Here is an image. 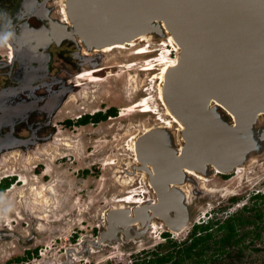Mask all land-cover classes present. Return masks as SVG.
<instances>
[{"label":"rangeland","instance_id":"1","mask_svg":"<svg viewBox=\"0 0 264 264\" xmlns=\"http://www.w3.org/2000/svg\"><path fill=\"white\" fill-rule=\"evenodd\" d=\"M62 2L52 0L50 7L58 10ZM163 39L164 36L151 37L150 49L162 50L144 55L131 54L137 46L90 53L92 63L83 64L81 71L93 64L108 67L101 72L102 77L108 69L117 74L101 82L82 80L86 85H78L69 93L53 118L56 132L52 140L28 149L7 151L0 158V179L4 175L17 174L16 180L20 177L22 183L24 177L29 183L26 186L14 181L11 185L16 186L0 190V264H21L20 261L26 260L27 264H130L129 259L135 256L140 264H144V251L154 250L155 244L162 241L158 233L167 229L153 222L152 226L154 223L159 225L138 237L123 238L112 244L104 242L99 246L89 242L95 240L105 226L108 210L135 205L121 204L116 199L131 190L141 199L151 197L145 173L135 168L139 162L135 151L130 149L132 136L145 132L147 128L164 126L171 134L174 148H181L184 142L179 122L168 114V107L160 96L159 78L153 79L160 71L159 67L151 73L139 69L149 63L144 61L146 57L153 58L164 50L167 59L176 58L178 51L171 43L159 45ZM141 44L143 42L138 46ZM133 62L136 65L133 66ZM122 63L127 66L117 67ZM128 67L134 68L127 70ZM147 87L151 88L149 91L157 113L135 111L121 116L122 112L128 111V105L149 92L145 90ZM112 106L117 109L116 116L93 124L77 125L74 122L80 114L105 111ZM67 119L73 120L72 124H65ZM255 158L245 162L241 173L230 172L227 179L210 173L200 184L194 177L185 180L183 188L188 196L185 204L189 219L183 231L174 234L178 240L185 238L191 225L199 218H205L203 214L212 208L224 207V217L225 213L239 208L242 202L252 205L248 199L250 194L264 192V145ZM106 162L113 164L105 165ZM47 168L49 174H46ZM234 194L238 201L231 203L228 198ZM257 206L261 219L254 232L244 234L253 228L252 225L241 227L237 235L240 239L234 244L236 247L225 246L220 254L212 248L219 244L211 242L205 264H264V199L259 200ZM243 214L245 218H251L253 212ZM256 232L259 237L255 236ZM219 234L216 233L214 238L218 239ZM19 236H24V240L21 241ZM181 264L196 263L186 260Z\"/></svg>","mask_w":264,"mask_h":264},{"label":"water","instance_id":"2","mask_svg":"<svg viewBox=\"0 0 264 264\" xmlns=\"http://www.w3.org/2000/svg\"><path fill=\"white\" fill-rule=\"evenodd\" d=\"M63 1L68 22L57 27V35L75 44L82 64L93 59L82 49L92 53L140 35L170 33L179 46L162 94L184 126V142L174 148L162 126L137 136L135 168L145 173L152 200L108 210L105 226L89 242L99 246L138 237L153 221L181 231L189 219L179 188L192 177L186 170L228 174L254 160L264 145V0ZM117 213L125 215L116 223Z\"/></svg>","mask_w":264,"mask_h":264},{"label":"flooded vegetation","instance_id":"3","mask_svg":"<svg viewBox=\"0 0 264 264\" xmlns=\"http://www.w3.org/2000/svg\"><path fill=\"white\" fill-rule=\"evenodd\" d=\"M51 1L0 0V38L8 43L0 39V50H4L3 53L0 52V157L13 149H28L29 146H37L41 142L52 140L56 132L53 118L69 93L79 87H73L72 83L74 76L81 72L83 64L76 57L75 44L65 37H58L56 29L64 22L59 13L60 9L54 10L50 7ZM98 111L101 110L88 114L94 115ZM84 114H80L79 117ZM79 117H76L74 122ZM15 175L17 176V174L1 176L0 182L7 178L20 183V177L16 180ZM217 175L229 178V173L223 176L219 172ZM13 184H10V188ZM248 199L252 205L249 206L246 201L242 202L238 205L239 208L225 213L224 217L222 216L224 207L212 208L210 212L203 214L205 218H199L191 225L187 236L181 240L174 235L179 233L161 230L158 236L162 241L155 245H167L169 241L177 244L189 243L191 239L189 234L195 224H207L210 221L215 228L231 217L245 215L244 212L250 211L253 215L246 218L248 221L245 225H252L253 228L244 231V234L254 232L258 220L261 219L257 204L259 200L264 199V192H254ZM228 200L235 203L238 198L234 194ZM255 236L259 237V233L256 232ZM19 239L23 241L24 236H19ZM230 245L235 246L233 243L227 244L226 247ZM146 257L150 262L151 253ZM133 260L135 262L139 259L137 256L133 259L131 257L129 263L135 264Z\"/></svg>","mask_w":264,"mask_h":264},{"label":"bare ground","instance_id":"4","mask_svg":"<svg viewBox=\"0 0 264 264\" xmlns=\"http://www.w3.org/2000/svg\"><path fill=\"white\" fill-rule=\"evenodd\" d=\"M59 13H61L62 22H68L67 13H66V7H65V4H64V1L61 4ZM150 39H151V36L150 35H140L138 38H136L135 40L130 41L129 43L120 44V45H116V46H110V47H106V48H103V49H100V50H93L92 53H96V52L106 53V52L112 51V49H114V48H119V47L120 48H126V47H135V46H137L136 51L131 52V54H143L144 55L146 53H153V52H158V51L162 50V48L150 49V43H149ZM163 40L164 41L161 44H159V45H163L164 46V44H167L169 42V43H171V46H173L179 52V46H178L177 42L175 41V39L172 37V35L170 33H167L166 38H164ZM139 42H143V44H141V45L138 46V43ZM167 49H169V47ZM81 54L83 56H90L89 55L90 53L87 52L85 49H82V53ZM165 59H166V61L164 62ZM177 60H178V55L176 56V58L167 59V54H165V50H164L163 52L157 54V56H155L153 58H152V56L146 57V59L144 61L145 62H149V63L148 64L145 63V64H147L146 67L139 68L140 71H142V72L144 71L146 73H149V72L151 73L152 70L157 69V67H159V70L160 71L157 73V75H155V77H153V79L154 78H159V81H160V83H159L160 96L163 99L164 104H165V101H164L163 94H162V91H163L162 90V88H163L162 84H163V80H164V74L166 73V71L169 68L173 67L176 64ZM134 65H136L135 62H133V66ZM126 66H127V63H124V64L122 63L119 66L117 65V67H126ZM107 68L108 67H106V66H100V67L99 66H92L89 69H84L83 71H81L80 73H78L77 75L74 76L73 83H72L73 87L83 84V81L82 80L90 79V81H92L93 83L94 82H101V81H104L108 76L117 74V73H114L112 71H108L109 70L108 69L107 72H105V75L102 77L101 72L102 71H105V69H107ZM133 68L134 67H128L127 70H132ZM145 90L149 91V90H151V88L150 87H147ZM64 102L62 103V105L64 104ZM62 105H61V107H62ZM127 109H128V111L127 112H122L121 113V116L129 115L131 112L133 113L135 111H141L142 113H149V112H153V113L155 112V113H157V111H156L157 108L154 105V102H153V99H152V95H151V91H149L142 98H140V99L136 100L135 102H133L132 104L128 105V108ZM60 110H58V111H60ZM167 111H168V114H171L172 116H174L173 113L169 110V108H168ZM175 121L179 122V120H177L176 118H175ZM179 124L181 126L180 128L183 129L184 128L183 124L181 122H179ZM169 125H170V123H169ZM162 127H164V126H162ZM150 129L151 128H147L146 131L147 130H150ZM137 136L138 135H133L132 136V139H131L132 144L130 146V149L133 150V151H135V139L137 138ZM13 150H15V149H13ZM2 156L3 155H1V157ZM109 164H113V163L106 162L105 165H109ZM241 166L242 167L238 166L234 170V172L235 173H239V172L241 173V171L243 170V167H245V164H243ZM49 171H50L49 168H47L46 169V174H49ZM186 173H187V175H190V176L194 177L197 181L199 180L198 183L200 181L202 182V181L207 180L206 179V176L203 175V174L195 173V172H193L191 170H186ZM213 173L214 174L215 173L217 174V173H219V171L218 170H214ZM23 180H24V185H26V186L29 185L28 179H26V178L23 177ZM14 186H16V185H14ZM14 186H12V187H14ZM183 187H184V184H182L179 188L184 193L185 199H188L187 193H186V191L184 190ZM145 194H146L145 197L147 198V192L146 191H145ZM138 197L139 196L136 194V192L134 190H131V191H129V193H127V195L122 196V197H119L118 199H116V201L117 202H120L121 204H124L125 202H127L126 204H135L137 206H140L144 202H146L148 200H152V198L150 196H148V197H150V199L149 198L148 199H141L140 197H139L140 199H136ZM128 207H130V206H128ZM118 209H125V208L119 207ZM141 214H142V217H143L144 216L143 213H141ZM124 215L125 214L117 213L116 215H114V217H115L114 218V221L116 223L117 222H120V221H123L124 220V218H123ZM152 223H151L148 231L151 230V229H153L157 225H159L157 223H154L153 226H152ZM173 232H176L177 233V232H180V231H173ZM87 241H89V239Z\"/></svg>","mask_w":264,"mask_h":264},{"label":"trees","instance_id":"5","mask_svg":"<svg viewBox=\"0 0 264 264\" xmlns=\"http://www.w3.org/2000/svg\"><path fill=\"white\" fill-rule=\"evenodd\" d=\"M116 113L117 109L112 106L106 111H98L94 115L84 114L79 117L75 123L78 125L89 122L97 123L106 119L108 116H116ZM71 123L72 121L70 119L65 120V124ZM223 176L226 175L223 174ZM12 182V179L4 178V180L0 182V190L8 188ZM247 221L248 220L243 215H238L218 224L215 228H213L210 221L207 224H195L189 234V237L191 238L189 243L183 242L181 244H177L169 241V244L167 245H157L154 250L149 252L144 251L146 255L151 253V260L148 262L145 256V258L142 259L143 263L164 264L165 262L172 260V264H181L183 261L191 260V262L196 264H205L208 261L207 252L208 249L211 248L210 243L219 244L218 247H215L214 245L212 246V248H214L218 253L222 252L223 248L227 244H237L240 238H237L236 236L238 235L240 228L243 227ZM216 233H220L218 239L214 238ZM159 249L167 251L162 252ZM134 263L140 264L139 260Z\"/></svg>","mask_w":264,"mask_h":264},{"label":"built area","instance_id":"6","mask_svg":"<svg viewBox=\"0 0 264 264\" xmlns=\"http://www.w3.org/2000/svg\"><path fill=\"white\" fill-rule=\"evenodd\" d=\"M169 52H170V50H169ZM41 254V253H40ZM20 263L21 264H27L28 263V260H26V261H20ZM9 264H17V262H11V263H9Z\"/></svg>","mask_w":264,"mask_h":264}]
</instances>
